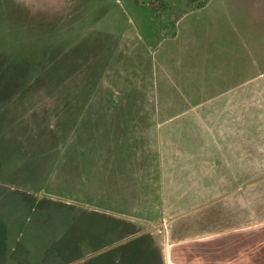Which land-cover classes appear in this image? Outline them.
<instances>
[{"label": "rangeland", "instance_id": "rangeland-1", "mask_svg": "<svg viewBox=\"0 0 264 264\" xmlns=\"http://www.w3.org/2000/svg\"><path fill=\"white\" fill-rule=\"evenodd\" d=\"M263 4L0 0V264H101V251L87 255L80 247L93 197L86 183L92 161L86 156L95 142L91 137L88 144L87 136L94 133L93 116L116 115L107 106H166L157 113L161 120L181 109H220L236 97L240 166L246 122L256 119L246 96L255 109L262 80L252 73L264 64L251 70L239 37L236 75L217 77L229 55L214 38L221 22L216 11H264ZM139 114L148 120L149 112ZM228 118L229 113L222 117ZM206 154L208 163L215 154L208 145ZM237 181L240 199L244 177ZM260 199L262 192L255 200ZM70 210L76 216L66 232L75 233L79 243L65 254L70 250L55 239L69 225ZM102 221L94 219L91 228Z\"/></svg>", "mask_w": 264, "mask_h": 264}, {"label": "crops", "instance_id": "crops-1", "mask_svg": "<svg viewBox=\"0 0 264 264\" xmlns=\"http://www.w3.org/2000/svg\"><path fill=\"white\" fill-rule=\"evenodd\" d=\"M216 12L221 22L214 38L229 55L217 77L236 75L239 37L251 70L264 64V11ZM256 76L262 82L255 109L246 96L256 119L246 122L240 166L236 97L220 109H181L161 120L157 113L166 106H107L116 115L93 116L96 130L87 142L92 137L95 144L86 156L92 161L86 183L93 197L85 212L84 254L101 251V264H264V199L255 200L259 192L264 198V70ZM142 112H149L148 120ZM226 113L228 120L222 119ZM207 145L215 153L208 163ZM238 177L246 186L240 199ZM69 213V225L55 239L70 250L65 254L79 243L75 233L66 232L76 216ZM92 218L102 219L101 227L91 228ZM143 236V243L136 241Z\"/></svg>", "mask_w": 264, "mask_h": 264}, {"label": "trees", "instance_id": "trees-1", "mask_svg": "<svg viewBox=\"0 0 264 264\" xmlns=\"http://www.w3.org/2000/svg\"><path fill=\"white\" fill-rule=\"evenodd\" d=\"M112 259V258H111Z\"/></svg>", "mask_w": 264, "mask_h": 264}]
</instances>
